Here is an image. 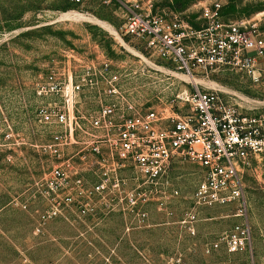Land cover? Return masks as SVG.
Segmentation results:
<instances>
[{
	"label": "rangeland",
	"instance_id": "rangeland-1",
	"mask_svg": "<svg viewBox=\"0 0 264 264\" xmlns=\"http://www.w3.org/2000/svg\"><path fill=\"white\" fill-rule=\"evenodd\" d=\"M212 1L154 0L152 13L188 16L195 23L199 6ZM217 1L225 20L264 9V0ZM71 10L89 19L61 17ZM122 15L113 0H0V264H264V152L243 169L244 216L235 215L239 206L230 202L195 208V218H187L201 172L179 159L167 171L177 193L161 203L94 199L82 213L56 204L55 193L47 190L45 179L57 159L40 148L51 128L36 120L35 107L49 96H36L34 86L48 71L110 60L121 73L122 87L142 109L163 107L186 85V77L166 69L141 73L137 56L150 55L122 35ZM194 78L232 97L242 111H264V79L252 82L228 70ZM96 104L88 92L78 108L83 112ZM70 163L82 169L85 183L95 180L93 165L75 156ZM125 174L126 187H133L136 175ZM243 221L250 235L246 251L228 253L223 244L212 245Z\"/></svg>",
	"mask_w": 264,
	"mask_h": 264
},
{
	"label": "built area",
	"instance_id": "built-area-1",
	"mask_svg": "<svg viewBox=\"0 0 264 264\" xmlns=\"http://www.w3.org/2000/svg\"><path fill=\"white\" fill-rule=\"evenodd\" d=\"M113 1L122 10V35L150 55L137 56L141 73L166 69L188 80L163 107L142 109L122 87L121 73L110 60L48 71L34 86L36 96H49L36 105L35 117L51 128L40 148L57 159L45 179L47 190L56 195L54 202L76 206L82 213L94 199L164 202L177 193L167 171L179 159L201 172L187 218H195V208L230 202L239 206L235 215L244 216L241 177L252 158L264 152V111H242L232 97L194 77L208 79L228 70L252 82L264 79V9L248 18L225 20L220 2L213 0L199 6L193 23L188 16L152 13L154 0ZM88 92L97 104L82 112L81 96ZM175 106L184 110L175 112ZM73 156L94 166V181L85 183L82 169L70 163ZM125 171L136 175L133 187H126ZM218 243L228 253L246 251L248 225L235 224L212 245Z\"/></svg>",
	"mask_w": 264,
	"mask_h": 264
},
{
	"label": "bare ground",
	"instance_id": "bare-ground-1",
	"mask_svg": "<svg viewBox=\"0 0 264 264\" xmlns=\"http://www.w3.org/2000/svg\"><path fill=\"white\" fill-rule=\"evenodd\" d=\"M61 17L63 18H68V19H72V20H88L89 17L80 13V12H77V11H67V12H64L61 14ZM92 20V19H90ZM99 23L103 24L105 27H107L110 31H112V28H110L108 25H106L105 23L101 22V21H98ZM114 33V32H113ZM179 75V74H177ZM182 76V75H181ZM194 80L196 82H199L201 80L197 79V78H194ZM205 83V82H204ZM209 85V84H208Z\"/></svg>",
	"mask_w": 264,
	"mask_h": 264
}]
</instances>
